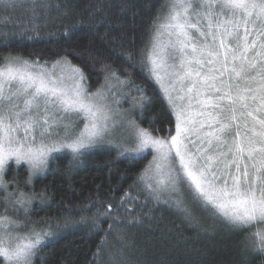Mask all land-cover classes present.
Segmentation results:
<instances>
[{"label": "snow or ice", "instance_id": "obj_1", "mask_svg": "<svg viewBox=\"0 0 264 264\" xmlns=\"http://www.w3.org/2000/svg\"><path fill=\"white\" fill-rule=\"evenodd\" d=\"M19 6V0H4L5 11ZM46 6L40 0L32 11ZM168 9L157 37L167 34L169 43H154L149 59L151 75L175 112V134L158 138L155 129L129 118L124 126L135 146L126 147L125 140L121 147L125 152L154 150L141 179L155 199L179 194L177 207L194 221L180 198L190 196L233 229L250 231L255 224L264 225V0H170ZM2 59L0 188L6 192L10 161L25 163L31 178L47 167L54 152L68 149L78 158L82 150L104 141L118 113L106 91L85 87L84 72L66 56L51 71L18 56ZM112 77L124 83L109 68L106 80ZM139 103L134 100L133 106ZM30 200L20 193L13 214L7 206L0 212V264H35L54 234L28 228L19 219ZM92 207L96 211L82 214L80 222L90 220L92 227L101 228L100 218L111 215L112 205ZM59 219L65 228L78 223L71 215ZM245 247L264 256V229L252 233Z\"/></svg>", "mask_w": 264, "mask_h": 264}, {"label": "trees", "instance_id": "obj_2", "mask_svg": "<svg viewBox=\"0 0 264 264\" xmlns=\"http://www.w3.org/2000/svg\"><path fill=\"white\" fill-rule=\"evenodd\" d=\"M39 2L19 0L14 11H5L0 0V64L8 56L42 65L66 56L84 72L92 92L103 87L107 69H113L133 100L141 101L132 119L155 129L157 137L175 132V112L148 62L170 0H44L47 6L33 13ZM148 153L133 156L101 147L74 158L61 152L44 174L31 178L27 165L10 164L7 182L31 197L22 219L36 231L54 233L35 264H264V256L245 247L264 225L235 230L181 195L195 216L192 221L175 203L179 194L155 199L141 179L152 162ZM99 202L112 205L111 215L100 218L101 228L80 222ZM84 206L90 211H78ZM69 215L78 223L65 228L59 218Z\"/></svg>", "mask_w": 264, "mask_h": 264}, {"label": "rangeland", "instance_id": "obj_3", "mask_svg": "<svg viewBox=\"0 0 264 264\" xmlns=\"http://www.w3.org/2000/svg\"><path fill=\"white\" fill-rule=\"evenodd\" d=\"M169 11V9H168ZM167 11V13H168ZM167 13L165 14V16L161 19V21L159 22V24L156 27L153 39H152V45H151V50H150V54L149 57L152 55L153 52V44L159 42L161 45H167L169 43V37L167 36V34H162L159 35L157 37V30L159 29V25L165 22V18L167 16ZM162 31V30H161ZM149 62V68L151 70V60H148ZM56 64H49V65H42L39 64L40 66H42L44 69L51 71L53 65ZM74 66V65H73ZM76 67V66H74ZM57 74H59V69H57ZM153 76V75H152ZM154 77V76H153ZM114 79H116V77H113ZM155 79V77H154ZM156 80V79H155ZM84 83V81H83ZM85 84V83H84ZM159 84V83H158ZM109 86L111 88V91H107V88L105 86ZM160 86V84H159ZM86 87V86H85ZM161 87V86H160ZM104 90L107 92V96H108V102L110 104V106L116 110V112L118 113V115L113 117V120L115 121V124L109 129V133L106 135L105 139L103 142L98 143L96 145H94L93 147H91L90 149H85L82 150L84 153L94 150L96 148H101V147H114L117 150H119L120 153L122 154H129V155H133V156H140L143 154H146L148 152H152V161H153V156L155 155L154 150L151 149H147L144 152L141 153H136V152H125L123 151V148L121 147V145L123 144V142L125 140H128V144L125 145L126 147H134L135 145L131 142V139L128 135V131L126 129V127L124 126V122L126 119H132L133 117V111H134V107L133 106V98L130 95V92L127 90V86L125 85V83H116V82H112L111 80H106L105 84L103 85L102 88H100L99 90ZM161 90L163 91L166 99L169 102L168 99V95L165 94L164 89L161 87ZM95 92V91H93ZM173 97H175L177 95V93L173 92L172 93ZM177 103H180V101H177ZM170 106L172 107L171 103L169 102ZM133 120V119H132ZM80 128H83V124L80 125ZM175 132L172 134L174 135ZM157 137V136H156ZM158 138H170V136L168 137H158ZM61 152H69L71 153L70 150L65 149L62 150ZM61 152H54L51 154V156L49 157V161H48V165L47 167L41 171L38 172L32 176H37V175H41L44 174L48 167H49V163L50 161L53 159V157L57 154H60ZM16 164L14 161H10V164ZM21 164H25L23 162H21ZM26 165V164H25ZM7 171V170H6ZM5 182L7 184V191L5 192V190L3 188H0V212H3L5 209V206H7L9 214H13L14 213V198L19 194L18 189L19 186L17 184H10L9 182H7L6 178L4 177ZM17 185V186H15ZM163 195H169L168 193H162ZM5 196H9L8 200H5L4 197ZM30 202L28 203V205H30ZM15 207H19L18 205H16ZM28 207H26L27 209ZM27 212V210L25 211L24 209H21L19 212V219L21 221H23L25 224H27L28 228H30V224L25 222L24 219H22V215L25 214ZM264 229V227H263ZM1 259H3L2 257H0Z\"/></svg>", "mask_w": 264, "mask_h": 264}]
</instances>
